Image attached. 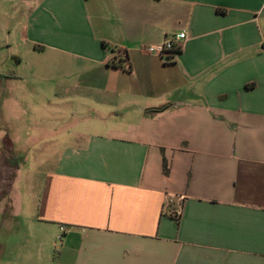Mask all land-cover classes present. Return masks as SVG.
I'll list each match as a JSON object with an SVG mask.
<instances>
[{"label": "crops", "instance_id": "0c3cea01", "mask_svg": "<svg viewBox=\"0 0 264 264\" xmlns=\"http://www.w3.org/2000/svg\"><path fill=\"white\" fill-rule=\"evenodd\" d=\"M10 3L11 79L48 110L36 213L0 264H264V0Z\"/></svg>", "mask_w": 264, "mask_h": 264}, {"label": "rangeland", "instance_id": "374dc122", "mask_svg": "<svg viewBox=\"0 0 264 264\" xmlns=\"http://www.w3.org/2000/svg\"><path fill=\"white\" fill-rule=\"evenodd\" d=\"M10 2L0 0V190L3 196L9 191L0 201V245L5 246H8L11 234L18 236L19 231L25 228L16 215L36 213L39 199L36 185L42 176L41 170L45 168L43 161L46 159L42 157L41 151L40 139L45 126L42 118L48 110L40 100L43 99L41 94H32L26 100L23 87L31 86L30 83L21 78L1 77L2 72L4 75H24L26 69L19 60L21 49L16 42L17 31L13 28L22 14L15 3ZM17 93L22 98L13 105L10 101ZM39 95L40 99H35ZM48 113L54 116L53 119H58L57 109H49ZM56 127L50 125V128ZM31 138L34 140L30 150L31 142L28 139ZM17 151H23L21 153L24 155L20 178L9 188L15 168L7 165L6 159L14 158ZM16 223L21 224L16 226Z\"/></svg>", "mask_w": 264, "mask_h": 264}, {"label": "built area", "instance_id": "2783aa9c", "mask_svg": "<svg viewBox=\"0 0 264 264\" xmlns=\"http://www.w3.org/2000/svg\"><path fill=\"white\" fill-rule=\"evenodd\" d=\"M186 38V34L185 33H181L180 35L172 38V39H166L164 40L161 44L149 48V51L151 53H155L160 55L161 57H164L165 55L168 54H173V52H175L176 50L179 49V47L177 46V41L183 40ZM181 216V209L180 210H175V212L173 213V217L179 221ZM61 231L64 233L65 232V228H61Z\"/></svg>", "mask_w": 264, "mask_h": 264}, {"label": "trees", "instance_id": "16d2710c", "mask_svg": "<svg viewBox=\"0 0 264 264\" xmlns=\"http://www.w3.org/2000/svg\"><path fill=\"white\" fill-rule=\"evenodd\" d=\"M179 51H180L179 49L176 50L175 52H173V55L178 54ZM111 65L113 67H121V68L124 65H127L128 66L129 65L128 55L125 54V53L121 54L120 58L119 57L118 58L116 57L113 60V62L111 63ZM6 77L13 78L14 76H12V74H10V75H7ZM166 109H168V106L163 107V108H160V109H157L155 112L165 111ZM22 159H23V156H21V155H18V156L14 157V158H8V159H6V164L9 165V166H11V167L17 168V167H19Z\"/></svg>", "mask_w": 264, "mask_h": 264}]
</instances>
